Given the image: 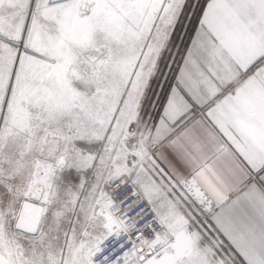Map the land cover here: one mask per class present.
Returning <instances> with one entry per match:
<instances>
[{"label": "snow or ice", "instance_id": "1", "mask_svg": "<svg viewBox=\"0 0 264 264\" xmlns=\"http://www.w3.org/2000/svg\"><path fill=\"white\" fill-rule=\"evenodd\" d=\"M0 264H264V0H0Z\"/></svg>", "mask_w": 264, "mask_h": 264}]
</instances>
